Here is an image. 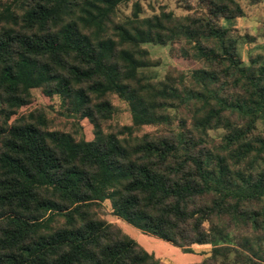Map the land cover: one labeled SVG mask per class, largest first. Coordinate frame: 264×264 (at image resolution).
<instances>
[{"label":"trees","instance_id":"16d2710c","mask_svg":"<svg viewBox=\"0 0 264 264\" xmlns=\"http://www.w3.org/2000/svg\"><path fill=\"white\" fill-rule=\"evenodd\" d=\"M127 1L0 0V264H158L100 215L104 200L184 251L208 246L178 264H264V132L255 130L264 62L245 63L237 42L248 35L218 20L242 16L240 0H198L202 16L165 7L139 15L134 0L117 19ZM175 39L202 62L191 85L180 88L170 72L159 85L144 82L143 44ZM33 87L58 94L93 136L49 128L42 110L20 111ZM171 92L188 118L169 134L133 135L171 120ZM110 93L128 103L131 124L105 132ZM210 128L221 136L212 140Z\"/></svg>","mask_w":264,"mask_h":264},{"label":"rangeland","instance_id":"374dc122","mask_svg":"<svg viewBox=\"0 0 264 264\" xmlns=\"http://www.w3.org/2000/svg\"><path fill=\"white\" fill-rule=\"evenodd\" d=\"M133 1L122 2L118 5L116 18L123 19L130 16L133 9ZM141 7L139 15H149L159 12L161 7L172 10L176 14H185L193 12L194 14L206 15L204 5L198 0H139ZM244 14L232 19L219 18V22L233 26V31L240 34H247L248 37H240L237 42L239 56L245 63L254 57L258 61L264 62V1L251 3L248 0H240ZM147 49V55L144 58L145 64L139 67V70L145 74L144 82H151L159 85V81L164 79L167 73L177 76L178 86L184 88L190 86V72L193 68L202 64L201 60L190 55L184 47V41L181 39L166 40L163 43L147 42L143 44ZM179 90V88H178ZM168 95V102L163 108L171 119L169 122H159L150 124H140L133 128V135H140L143 132L151 134H169L170 131L178 128V122L181 118H188L189 108L187 103H178V99ZM113 109L111 116L102 121L103 131L115 130L123 124H131V113L128 103L120 98L116 93L109 94ZM31 109H39L47 117L49 128L66 130L73 132L76 136L84 134L86 138L93 136V125L88 119L80 120V129L76 115L68 114L66 108L58 94L46 95L39 87L31 89V100L23 105L20 111L26 112ZM256 131L264 132V120L257 119ZM222 128L208 129V135L212 140L221 136ZM128 134V133H127ZM99 213L109 221L118 223L124 230L137 239L145 248L152 251L159 258L158 264H178L182 262H191L200 260L202 255L198 251L206 249V245L194 246L195 251H184L181 247L158 238L152 234L145 233L139 228L133 226L122 218L111 212V206L108 200L101 201Z\"/></svg>","mask_w":264,"mask_h":264}]
</instances>
